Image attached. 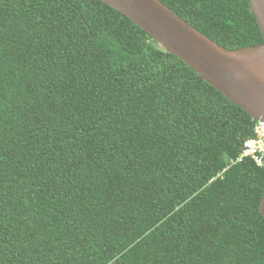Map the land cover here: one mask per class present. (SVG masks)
I'll return each instance as SVG.
<instances>
[{
  "label": "trees",
  "instance_id": "obj_1",
  "mask_svg": "<svg viewBox=\"0 0 264 264\" xmlns=\"http://www.w3.org/2000/svg\"><path fill=\"white\" fill-rule=\"evenodd\" d=\"M226 50L249 0H159ZM255 121L99 0H0V264H264Z\"/></svg>",
  "mask_w": 264,
  "mask_h": 264
},
{
  "label": "water",
  "instance_id": "obj_2",
  "mask_svg": "<svg viewBox=\"0 0 264 264\" xmlns=\"http://www.w3.org/2000/svg\"><path fill=\"white\" fill-rule=\"evenodd\" d=\"M99 1L144 30L255 121H264V0H249L263 43L237 50L219 46L159 0ZM260 213L264 218V197Z\"/></svg>",
  "mask_w": 264,
  "mask_h": 264
},
{
  "label": "built area",
  "instance_id": "obj_3",
  "mask_svg": "<svg viewBox=\"0 0 264 264\" xmlns=\"http://www.w3.org/2000/svg\"><path fill=\"white\" fill-rule=\"evenodd\" d=\"M254 136L247 140L244 144V149L237 162L243 159H251L257 166H264V121H257L254 129Z\"/></svg>",
  "mask_w": 264,
  "mask_h": 264
}]
</instances>
